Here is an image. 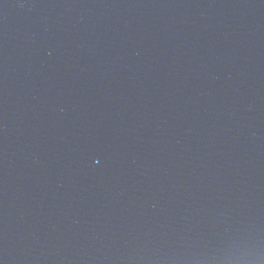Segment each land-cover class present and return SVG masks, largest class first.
I'll return each instance as SVG.
<instances>
[{"label":"water","instance_id":"95a60500","mask_svg":"<svg viewBox=\"0 0 264 264\" xmlns=\"http://www.w3.org/2000/svg\"><path fill=\"white\" fill-rule=\"evenodd\" d=\"M0 264H264V0H0Z\"/></svg>","mask_w":264,"mask_h":264}]
</instances>
